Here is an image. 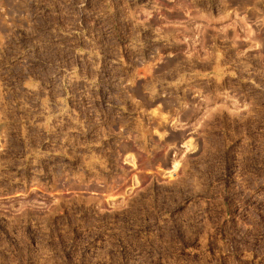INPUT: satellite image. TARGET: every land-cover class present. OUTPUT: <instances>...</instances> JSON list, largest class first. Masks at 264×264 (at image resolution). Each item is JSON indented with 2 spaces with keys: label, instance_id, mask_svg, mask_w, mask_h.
<instances>
[{
  "label": "rangeland",
  "instance_id": "374dc122",
  "mask_svg": "<svg viewBox=\"0 0 264 264\" xmlns=\"http://www.w3.org/2000/svg\"><path fill=\"white\" fill-rule=\"evenodd\" d=\"M0 264H264V0H0Z\"/></svg>",
  "mask_w": 264,
  "mask_h": 264
},
{
  "label": "bare ground",
  "instance_id": "6f19581e",
  "mask_svg": "<svg viewBox=\"0 0 264 264\" xmlns=\"http://www.w3.org/2000/svg\"><path fill=\"white\" fill-rule=\"evenodd\" d=\"M69 30V29H68ZM74 33V32H73ZM78 77V76H77ZM72 78V77H71ZM75 78V77H74ZM81 78V77H80ZM67 80V79H66ZM27 89L29 90V91H32L33 90V88L32 87H27ZM51 106V105H50ZM49 106V107H50Z\"/></svg>",
  "mask_w": 264,
  "mask_h": 264
}]
</instances>
